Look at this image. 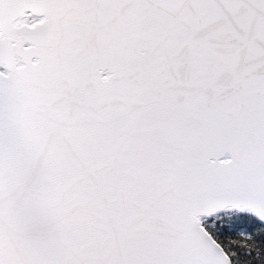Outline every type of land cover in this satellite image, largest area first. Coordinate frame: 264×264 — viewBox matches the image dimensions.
<instances>
[{
  "label": "snow or ice",
  "instance_id": "obj_1",
  "mask_svg": "<svg viewBox=\"0 0 264 264\" xmlns=\"http://www.w3.org/2000/svg\"><path fill=\"white\" fill-rule=\"evenodd\" d=\"M0 264H264V0H0Z\"/></svg>",
  "mask_w": 264,
  "mask_h": 264
}]
</instances>
